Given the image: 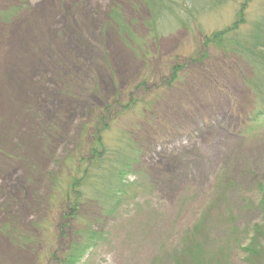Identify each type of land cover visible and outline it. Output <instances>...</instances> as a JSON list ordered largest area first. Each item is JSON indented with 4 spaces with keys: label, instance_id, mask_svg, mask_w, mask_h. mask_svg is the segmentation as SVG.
<instances>
[{
    "label": "rangeland",
    "instance_id": "374dc122",
    "mask_svg": "<svg viewBox=\"0 0 264 264\" xmlns=\"http://www.w3.org/2000/svg\"><path fill=\"white\" fill-rule=\"evenodd\" d=\"M263 11L264 0H226L158 35L137 0H0V264H55L87 219L98 238L79 264H264V127L244 125L251 71L203 48L243 12L252 36ZM131 98L104 135L108 148L128 134L140 149L128 196L90 198L66 222L58 175L75 174L106 105Z\"/></svg>",
    "mask_w": 264,
    "mask_h": 264
},
{
    "label": "trees",
    "instance_id": "16d2710c",
    "mask_svg": "<svg viewBox=\"0 0 264 264\" xmlns=\"http://www.w3.org/2000/svg\"><path fill=\"white\" fill-rule=\"evenodd\" d=\"M137 1L149 10L150 19L147 21V26L154 34H158L159 25L167 21L185 27L197 25L201 15L226 2V0ZM11 9L1 12L3 19L9 20L18 12L17 8ZM116 13L119 16L122 15L121 11H116ZM118 15H116L117 18L114 16L117 26L122 32H127ZM257 18L249 22L253 30L252 36L244 33L240 28L241 24H248L243 12L237 15L232 25L212 36L204 37L203 40V48L214 46L228 55L234 53L249 66L251 75L245 76L244 80L248 95L253 99L245 115L248 132L264 127V11ZM179 71L181 70L177 67H171L170 78L166 81L169 86L177 81ZM118 105L119 107L113 108L107 104L102 114H98L94 119L93 124L87 126L85 132L87 150L85 154L76 159L75 174L66 179L58 175L61 180L59 184L63 182L60 212L66 222L70 223L71 220L80 219L81 205L90 198H94L92 201H99L101 205L103 203L108 205L111 202L118 204L124 196H128L125 180L128 174L134 172L140 149L132 143L133 140L128 134L122 135L116 147L108 148L104 135L116 121L115 117L110 116L112 110L115 109L118 114L128 110L132 111L137 102L131 98L126 103H118ZM259 206L264 217V194ZM4 208L6 209V206ZM112 210L110 208L104 213L110 214ZM92 225V221L87 219L86 227L76 232V236L63 244L61 254L52 253L55 264H79L81 262L98 238V235L91 231Z\"/></svg>",
    "mask_w": 264,
    "mask_h": 264
}]
</instances>
